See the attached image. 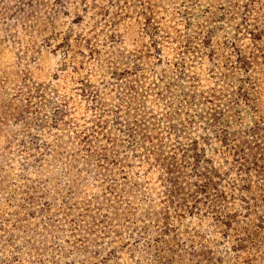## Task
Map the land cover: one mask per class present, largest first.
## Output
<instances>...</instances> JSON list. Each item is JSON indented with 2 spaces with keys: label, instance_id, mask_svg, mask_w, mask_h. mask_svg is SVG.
Instances as JSON below:
<instances>
[{
  "label": "rangeland",
  "instance_id": "obj_1",
  "mask_svg": "<svg viewBox=\"0 0 264 264\" xmlns=\"http://www.w3.org/2000/svg\"><path fill=\"white\" fill-rule=\"evenodd\" d=\"M0 264H264V0H0Z\"/></svg>",
  "mask_w": 264,
  "mask_h": 264
}]
</instances>
